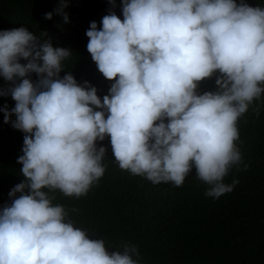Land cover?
Masks as SVG:
<instances>
[{"label":"clouds","instance_id":"obj_1","mask_svg":"<svg viewBox=\"0 0 264 264\" xmlns=\"http://www.w3.org/2000/svg\"><path fill=\"white\" fill-rule=\"evenodd\" d=\"M108 3L115 8L116 0ZM60 4L63 13L68 0ZM121 9L123 19L110 9L86 31L87 51L113 81L102 100L89 82L61 77L70 49L25 26L0 30V77L10 83L0 96L15 101L0 112L25 134L17 159L24 180L0 207V264H140L136 246L109 251L50 194L87 195L105 173L107 148L97 142L106 138L121 170L154 185L182 186L195 169L205 195L218 199L238 183L224 178L243 164L238 121L264 93V7L121 0ZM214 75L216 90L200 94V82Z\"/></svg>","mask_w":264,"mask_h":264},{"label":"trees","instance_id":"obj_2","mask_svg":"<svg viewBox=\"0 0 264 264\" xmlns=\"http://www.w3.org/2000/svg\"><path fill=\"white\" fill-rule=\"evenodd\" d=\"M246 2L264 7V0ZM60 7V0H0V30L25 26L41 40L50 39L54 47L70 49L61 77L71 72L78 83L89 82L102 100L113 81L99 72L87 51L86 31L92 21L100 27L110 9L123 19L121 0L115 8L108 0H68L63 9L68 22L56 11ZM49 12L50 20L45 18ZM31 79H37L35 73ZM215 81V75L203 80L198 92L215 91ZM9 86L0 77V88ZM5 104L11 109L15 101L0 96V107ZM238 129L243 164L233 166L224 178L226 184L233 179L238 183L218 199L205 195L209 186L198 180L195 169L179 187L170 182L154 185L121 170L106 138L97 142L107 148L103 177L80 198L50 193L56 197L53 203L64 205L74 226L88 230L91 239H104L109 251L123 252L124 244L136 246L140 264H264V93L240 118ZM24 135L4 123L0 112V207L11 202L10 190L24 180L17 163Z\"/></svg>","mask_w":264,"mask_h":264}]
</instances>
